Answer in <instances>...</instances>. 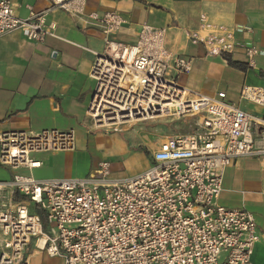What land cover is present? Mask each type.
Here are the masks:
<instances>
[{"label": "built area", "instance_id": "built-area-1", "mask_svg": "<svg viewBox=\"0 0 264 264\" xmlns=\"http://www.w3.org/2000/svg\"><path fill=\"white\" fill-rule=\"evenodd\" d=\"M45 1L105 36L90 73L87 116L95 129L163 119L186 120L189 132L167 136L151 153V167L133 177L114 178L111 163L101 161L85 178L0 180V264H24L33 241L64 264H254L261 240L254 215L217 201L225 170L261 152L253 129L264 127V118L229 102L225 92L208 96L186 86L193 61L168 50L166 28L142 24L137 40L124 43L116 39L127 24L119 13H87L88 0ZM29 9L22 19L11 0H0V38L16 31L39 43L57 38L55 26L46 28L47 12ZM200 24L189 34L194 45L213 57L234 54V32L204 14ZM245 54L255 69L261 51L249 45ZM240 100L264 108V86H244ZM74 146V130L0 132V167L39 169L36 154Z\"/></svg>", "mask_w": 264, "mask_h": 264}, {"label": "crops", "instance_id": "crops-1", "mask_svg": "<svg viewBox=\"0 0 264 264\" xmlns=\"http://www.w3.org/2000/svg\"><path fill=\"white\" fill-rule=\"evenodd\" d=\"M11 1L16 16L22 19L29 17V8L35 13L47 12L46 28L55 26L57 38L47 36L39 43L29 41L21 31L0 38V132L74 130L75 146L70 151L36 154L34 157L42 162L39 169L11 171L0 167L3 180H10L14 174L31 175L39 180L85 178L99 163L89 161L90 151L116 139V133L104 134L101 131L109 130L95 129L87 116L95 85L90 73L95 54L104 50L105 36L84 18L51 9L48 1ZM108 11L119 13L127 21L116 35L117 40L135 42L142 24L166 28L168 50L193 61L192 72L182 79L186 86L208 96L225 92L229 102L258 119L264 118V108L240 100L244 86H264V0H88L87 13ZM203 14L209 23L235 33L236 48L227 57L245 69L231 66L225 58L210 56L202 45L191 42L189 34L199 32ZM249 45L261 51L255 69L246 65L245 50ZM181 122L185 124L184 133H188V122ZM77 130L82 134L79 139L82 155L75 154ZM253 135L255 149L261 152L239 158L225 170L223 191L217 202L225 208L245 209L254 215L261 240L254 248L252 260L254 264H264V127L255 126ZM118 142L122 144L121 139ZM143 147L150 148L145 141L132 143L127 152L144 162L139 174L152 165ZM47 154L69 156L60 164L59 173L37 177L36 172L49 166L42 158ZM72 164L81 167L80 176L63 174L72 171ZM34 243L27 248L24 264H64L61 258L50 257Z\"/></svg>", "mask_w": 264, "mask_h": 264}, {"label": "rangeland", "instance_id": "rangeland-1", "mask_svg": "<svg viewBox=\"0 0 264 264\" xmlns=\"http://www.w3.org/2000/svg\"><path fill=\"white\" fill-rule=\"evenodd\" d=\"M182 125L185 124L179 121L171 120H155L147 122H135L122 126L118 131L109 130L107 132L101 131L104 134H115L116 139L112 143H104L96 146L94 151H90L92 164H96L100 161H110L112 165V176L118 179H125L126 177H133L139 174L143 168L142 160L133 158L127 152L132 148V143H138L145 141L150 146L149 149H145V155L148 160L152 162L151 153L154 151L167 136L173 133H184ZM188 127V125H187ZM90 130V129H89ZM91 131V130H90ZM95 131H91L93 133ZM96 133V132H95ZM82 136L80 131H76V153L82 155L83 151L80 148V137ZM122 140V144L118 140ZM117 140V141H116ZM68 154H47L42 156L49 166L42 171L35 173L37 177H51L55 173L60 172V164L66 160ZM141 161V162H140ZM67 168V167H65ZM72 171H64V175H81V167L71 165ZM1 170V169H0ZM3 177V178H1ZM4 173L0 171V180L3 181Z\"/></svg>", "mask_w": 264, "mask_h": 264}, {"label": "trees", "instance_id": "trees-1", "mask_svg": "<svg viewBox=\"0 0 264 264\" xmlns=\"http://www.w3.org/2000/svg\"><path fill=\"white\" fill-rule=\"evenodd\" d=\"M225 59L229 62V64L231 66L237 67L239 69H245L242 65H239V64H236V63L232 62L231 59H229L228 57H226ZM16 200H19V198L16 197Z\"/></svg>", "mask_w": 264, "mask_h": 264}, {"label": "bare ground", "instance_id": "bare-ground-1", "mask_svg": "<svg viewBox=\"0 0 264 264\" xmlns=\"http://www.w3.org/2000/svg\"><path fill=\"white\" fill-rule=\"evenodd\" d=\"M42 244V243H41Z\"/></svg>", "mask_w": 264, "mask_h": 264}]
</instances>
